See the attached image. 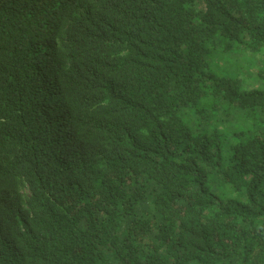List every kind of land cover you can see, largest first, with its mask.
<instances>
[{
  "label": "trees",
  "instance_id": "obj_1",
  "mask_svg": "<svg viewBox=\"0 0 264 264\" xmlns=\"http://www.w3.org/2000/svg\"><path fill=\"white\" fill-rule=\"evenodd\" d=\"M138 1L0 0V264H264V0Z\"/></svg>",
  "mask_w": 264,
  "mask_h": 264
},
{
  "label": "clouds",
  "instance_id": "obj_2",
  "mask_svg": "<svg viewBox=\"0 0 264 264\" xmlns=\"http://www.w3.org/2000/svg\"><path fill=\"white\" fill-rule=\"evenodd\" d=\"M140 1V0H139ZM139 1L138 2H136V3H132V4H130V5H137L138 3H139ZM153 2H155V0H152V3H151V7H153ZM133 90H135V88H133ZM105 93H104V95L107 97V96H109L112 92H113V88H112V86L111 87H108V88H106L105 89V91H104ZM117 98V100L120 102L121 100H122V98H120V97H116ZM101 107L103 108V111H102V114L101 115H103V114H110V115H117V114H120L116 109H115V107L112 105V103H111V101H109V102H102V105H101ZM101 115H99L97 118H96V120L97 121H99L100 120V117H101ZM94 122V121H93ZM61 128H58L57 129V135H63V136H67V137H69V136H71V131H70V134H69V129L68 128H63L62 126H60ZM62 145V144H61ZM48 186H49V190H48V192H47V203L48 204H50V202H51V200H50V198H51V196H50V186H52L51 185V181H49L48 182ZM43 188V192H44V186H42ZM30 192L27 190L26 191V195L29 197L30 196ZM3 196L5 197V194H3ZM9 203V201H5V202H3V203H0V206L2 207V208H4L5 209V216L7 217V215L9 214V210H10V208H6L5 207V205L6 204H8ZM9 225V224H8Z\"/></svg>",
  "mask_w": 264,
  "mask_h": 264
},
{
  "label": "rangeland",
  "instance_id": "obj_3",
  "mask_svg": "<svg viewBox=\"0 0 264 264\" xmlns=\"http://www.w3.org/2000/svg\"><path fill=\"white\" fill-rule=\"evenodd\" d=\"M259 64V63H258ZM250 80V79H249ZM251 81V80H250Z\"/></svg>",
  "mask_w": 264,
  "mask_h": 264
}]
</instances>
